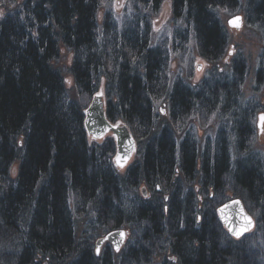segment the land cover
I'll list each match as a JSON object with an SVG mask.
<instances>
[{
  "label": "trees",
  "instance_id": "trees-1",
  "mask_svg": "<svg viewBox=\"0 0 264 264\" xmlns=\"http://www.w3.org/2000/svg\"><path fill=\"white\" fill-rule=\"evenodd\" d=\"M164 1L127 0L119 28L108 11L97 25L100 0H21L0 18V264H264V163L252 148L259 105L242 101L244 62L195 85L168 83L165 53L150 38ZM169 1L170 41L191 37L209 63L228 46L219 11H241L264 45V0ZM60 47L71 53L78 94L92 96L104 80L107 119L125 122L137 141L122 174L111 139L89 144L85 107L53 65ZM159 100L168 121L155 111ZM214 113L219 129L201 145L186 121ZM227 189L255 223L238 240L214 210ZM120 227L130 233L122 249L106 245L96 256L93 239Z\"/></svg>",
  "mask_w": 264,
  "mask_h": 264
},
{
  "label": "rangeland",
  "instance_id": "rangeland-1",
  "mask_svg": "<svg viewBox=\"0 0 264 264\" xmlns=\"http://www.w3.org/2000/svg\"><path fill=\"white\" fill-rule=\"evenodd\" d=\"M245 0H239L241 6H243ZM21 0H16L14 4H8L7 2L0 3V18L6 13L8 10H14L19 4ZM127 0H100V7L97 12V25L101 26L102 17L108 11L111 13L113 17V21L115 25L119 28L122 23L125 21V18L128 9L126 8ZM241 16V25L238 29L234 26H229L228 22L235 16ZM219 18L228 32V46L225 49V53L223 54L221 60L217 63H209L202 59L196 49L193 39L190 37L187 39L186 43L174 44L170 40L172 39V33L177 27L176 23L173 22L171 15V7L170 1L165 0L160 10L155 16L151 17V43L153 46L159 47L165 53L167 69H166V77L168 83H172V81L179 80L184 81L190 85L198 84L206 75H210L215 71L228 73L231 69V61L237 57L243 60L245 65V75H244V83L241 87L242 92V101L247 105L254 104V102H258L259 105L258 111L253 114V126H254V138H252V148L257 151L259 157L262 159L264 163V131H259L257 128L258 115L264 114V45L262 39L260 37V33L250 25L245 23L244 15L241 11L227 12V11H219ZM178 42V41H177ZM173 45H172V44ZM229 53H232L229 55ZM71 63V53L64 48L60 47L59 58L54 62V67L57 68L62 75L64 86L70 97L79 100V102L86 108L91 98L94 94H101L104 105L106 106V95L104 91V80L101 81L98 90L90 97H83L78 94L76 88L74 86L73 78L69 72ZM261 74L262 80L258 84H256V76L257 73ZM70 81V83H69ZM155 111L160 116L161 121H168V106L164 100H159L155 103ZM251 109V108H249ZM109 120V119H108ZM112 122V121H110ZM118 123H124L122 120L116 121ZM115 123V122H112ZM128 127V125H126ZM191 126V127H190ZM192 129L193 137L199 142V144L203 145V143L208 140L210 143L215 138V134L219 129L218 121L216 114H211L207 117H192V119H188L186 121L185 129ZM129 128V127H128ZM174 128H177L174 126ZM130 134L133 136L131 130L129 129ZM112 140L114 145V152L116 151L115 142L113 137L108 136ZM106 138H104L106 140ZM103 140V139H102ZM101 140V141H102ZM89 144L97 143V141H93L89 138ZM100 142V141H98ZM137 150L134 155L131 157L130 161L127 164V167L132 165L137 160ZM112 160V159H111ZM115 167V166H114ZM116 168V167H115ZM17 169V163H13L10 168L11 176H14V173ZM117 169V168H116ZM126 169V168H125ZM117 171L119 173H123L124 170ZM192 189L195 190V194L197 199L202 201L205 198V195L199 192V188L197 184ZM182 191L189 189L188 185L182 186ZM138 192L141 196L149 197L151 192L145 185L140 184L138 188ZM223 197L225 200H230L234 198L232 196V192L227 189L224 191ZM219 206V205H218ZM215 206L214 210L218 207ZM81 228V227H80ZM80 228H78L77 235L80 233ZM125 229L127 233L126 241L130 236L129 231L126 227H120ZM119 228V229H120ZM108 232V231H107ZM106 232H101L98 236L93 239L92 245L95 252V242L97 239ZM80 236H78L79 238ZM125 241V243H126ZM124 243V245H125ZM108 245L107 243L103 244L100 247L99 253L104 249V247ZM123 245V246H124ZM112 249V248H111ZM122 249V248H121ZM114 252V251H113Z\"/></svg>",
  "mask_w": 264,
  "mask_h": 264
},
{
  "label": "water",
  "instance_id": "water-1",
  "mask_svg": "<svg viewBox=\"0 0 264 264\" xmlns=\"http://www.w3.org/2000/svg\"><path fill=\"white\" fill-rule=\"evenodd\" d=\"M236 17L241 16L237 15L229 21H232ZM239 24L241 25V18ZM228 25L230 27L232 26L229 22ZM239 27L235 28L238 29ZM262 116H264V114L258 115L257 128L259 131L261 130ZM83 124L86 135L91 140L101 141L108 136L113 137L116 147V155L113 158V164L119 170L125 169L136 151L135 143L133 142L132 135H130V131L126 124L118 122L112 123L107 119L104 100L101 94H94L91 98L89 105L84 110ZM118 156L121 157V163L124 164V167L122 168L119 167L116 162V158ZM124 158H127L126 161ZM234 201H239V203H234ZM215 214L219 224L234 240L242 238L244 235L249 234L254 229L255 223L253 217L246 211L243 203L238 198L227 200L219 205L215 209ZM245 216L251 218V224L248 223V221L245 219ZM229 228L233 229V232L239 231L241 229H247V231L237 238L233 235V232L229 231ZM121 233H124V235L121 236ZM127 233L128 232L125 229L120 228L107 232L105 235L99 237L95 242V255H98L97 248L100 249V247L105 243L110 244L112 250L117 253L123 247L126 241Z\"/></svg>",
  "mask_w": 264,
  "mask_h": 264
},
{
  "label": "snow or ice",
  "instance_id": "snow-or-ice-1",
  "mask_svg": "<svg viewBox=\"0 0 264 264\" xmlns=\"http://www.w3.org/2000/svg\"><path fill=\"white\" fill-rule=\"evenodd\" d=\"M239 21H240V17H236V18H234L232 21H229V23L232 25V26H234V27H239L240 26V24H239ZM232 53H229V55H231ZM69 83H70V81H69ZM261 122H262V131H264V116H262L261 117ZM125 159V161H126V159L127 158H124ZM116 162H117V164H118V166L119 167H124V164L123 163H121V157H117L116 158ZM234 203H239V201H234ZM245 219L248 221V223L249 224H251L252 222H251V218H249V217H247V216H245ZM229 231L230 232H233V229H231V228H229ZM245 231H247V229H241V230H239V231H235V232H233V235L234 236H236L237 238H239L241 235H243V233L245 232ZM124 235V233H121V236H123ZM117 250H119V249H117ZM99 248H97V254H99Z\"/></svg>",
  "mask_w": 264,
  "mask_h": 264
},
{
  "label": "bare ground",
  "instance_id": "bare-ground-1",
  "mask_svg": "<svg viewBox=\"0 0 264 264\" xmlns=\"http://www.w3.org/2000/svg\"><path fill=\"white\" fill-rule=\"evenodd\" d=\"M129 129V128H128ZM131 135V134H130ZM133 138V142L135 143V147H136V150H137V141H136V139L134 138V137H132ZM104 140V139H103ZM102 140V141H103ZM94 141V140H93ZM96 142V141H95ZM98 142V141H97ZM115 155H116V151H115V153H114V155L112 156V162H113V158L115 157ZM126 168V167H125ZM233 199V198H232ZM239 199V198H238ZM242 202V201H241ZM244 206V205H243ZM245 208V207H244ZM247 211V210H246ZM113 230H116V229H113ZM110 231H112V230H110ZM110 231H108V232H110ZM107 233V232H106ZM247 235V234H246ZM110 245V244H109ZM111 246V245H110ZM112 248V247H111ZM121 250V249H120ZM119 250V251H120ZM118 251V252H119Z\"/></svg>",
  "mask_w": 264,
  "mask_h": 264
}]
</instances>
